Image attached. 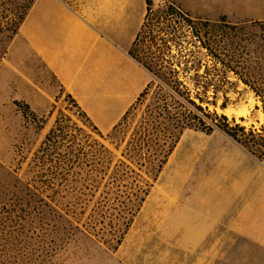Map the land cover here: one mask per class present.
Masks as SVG:
<instances>
[{
    "label": "trees",
    "instance_id": "obj_1",
    "mask_svg": "<svg viewBox=\"0 0 264 264\" xmlns=\"http://www.w3.org/2000/svg\"><path fill=\"white\" fill-rule=\"evenodd\" d=\"M145 7L128 56L147 73L146 86L105 134L67 95L102 141H94L90 149L81 145L76 154L67 149L57 160L48 158L50 150L65 147L54 141L56 129L64 128L56 121L32 160L35 167L49 162L46 177L25 180L24 193L0 207V264H52L55 247L50 249V244L63 241L60 231L92 236L112 229L120 245L185 129L205 134L218 130L256 159H264V124L258 132H245L203 106L215 105L208 92L215 98L232 74L260 99L264 113V75H256L250 66L251 25L231 24L225 17H192L169 2L155 7L154 0H145ZM24 108L33 115L27 104ZM32 224L41 232L36 250L17 241Z\"/></svg>",
    "mask_w": 264,
    "mask_h": 264
},
{
    "label": "rangeland",
    "instance_id": "obj_2",
    "mask_svg": "<svg viewBox=\"0 0 264 264\" xmlns=\"http://www.w3.org/2000/svg\"><path fill=\"white\" fill-rule=\"evenodd\" d=\"M30 1L0 0V207H7L15 195L24 193L25 180L32 177L43 180L46 177L49 162L46 161L42 167H35L32 160L46 135L55 128L57 120L60 127L64 128L56 129L54 141L63 143L65 147L50 150L52 156L48 158L57 160L67 149L76 154L81 145L90 149L94 141H102L43 66L25 55H19L16 47L11 48V39L20 24L19 17L26 12ZM167 2L192 17L209 21L225 17L231 24L247 22L251 25V44L248 46L250 66L256 75H264V0H154V6ZM227 80L215 98L212 97V90L208 92L209 101H214L215 105L209 103L203 106H207L210 112L224 114L231 126L244 127L245 132L260 131L264 124L260 99L232 74L227 75ZM223 102L226 107L221 109ZM24 104L29 106L33 115L27 112ZM226 110L230 111V115H226ZM238 110L245 113L236 116L234 113ZM237 149L253 161L247 179L241 176L242 168H246V165L235 156ZM196 155L200 157L191 159ZM188 158L195 162H187ZM262 160L250 155L218 130L205 134L185 129L158 179L161 185L174 182L180 171L194 165V179L186 185L185 194L191 192L197 179L202 177L207 178L206 181L219 177L234 179V191L264 193V172L257 168L258 162ZM204 185L211 187L212 183ZM227 190H230L229 185ZM258 202L261 203V200ZM181 211H173L176 213L171 217L173 222ZM140 212L141 209L118 246L112 229L102 232L96 230L91 232L95 234L92 236L75 232L62 234L60 231L58 238L63 241L57 246L50 244V249L55 247L50 252V263L264 264V248L257 247L248 238L235 233L232 226L217 227L199 248L186 250L182 247L181 239L184 229L180 230L177 223H171L170 220L160 223L157 221L161 219L159 216H145ZM182 222L184 226L187 225L186 221ZM34 228V224L27 226L23 236L17 238L18 242H25L32 250L41 246V232ZM104 240L111 242L103 243Z\"/></svg>",
    "mask_w": 264,
    "mask_h": 264
},
{
    "label": "crops",
    "instance_id": "obj_3",
    "mask_svg": "<svg viewBox=\"0 0 264 264\" xmlns=\"http://www.w3.org/2000/svg\"><path fill=\"white\" fill-rule=\"evenodd\" d=\"M145 11V0H34L11 39V48L39 62L105 134L148 82L147 73L128 56ZM235 152L246 165L241 176L247 179L253 161L240 149ZM191 159L187 162L194 163ZM257 168L264 172V159ZM194 169L193 165L180 171L174 182L164 185L159 178L140 214L159 216L160 223H177L184 229L181 239L186 250L199 248L221 225L232 226L235 233L264 248V193L234 191V179L202 177L185 194ZM177 210L182 211L173 222Z\"/></svg>",
    "mask_w": 264,
    "mask_h": 264
},
{
    "label": "bare ground",
    "instance_id": "obj_4",
    "mask_svg": "<svg viewBox=\"0 0 264 264\" xmlns=\"http://www.w3.org/2000/svg\"><path fill=\"white\" fill-rule=\"evenodd\" d=\"M220 112H221V111H220ZM225 113H226V115H227V114L230 115V111H229V110H226ZM233 113H234V112H233ZM243 113H245V111H243ZM243 113H242V111H239V110H238V112H236V113H234V114H236V116H242ZM228 115H227V116H228Z\"/></svg>",
    "mask_w": 264,
    "mask_h": 264
}]
</instances>
